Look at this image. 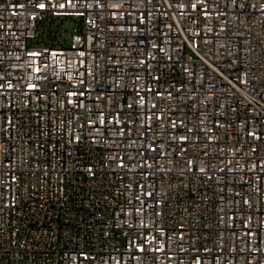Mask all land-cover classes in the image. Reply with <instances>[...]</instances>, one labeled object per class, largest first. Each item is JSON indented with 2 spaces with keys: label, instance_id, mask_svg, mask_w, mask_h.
Segmentation results:
<instances>
[{
  "label": "built area",
  "instance_id": "built-area-1",
  "mask_svg": "<svg viewBox=\"0 0 264 264\" xmlns=\"http://www.w3.org/2000/svg\"><path fill=\"white\" fill-rule=\"evenodd\" d=\"M0 264H264V0H0Z\"/></svg>",
  "mask_w": 264,
  "mask_h": 264
},
{
  "label": "rangeland",
  "instance_id": "rangeland-1",
  "mask_svg": "<svg viewBox=\"0 0 264 264\" xmlns=\"http://www.w3.org/2000/svg\"><path fill=\"white\" fill-rule=\"evenodd\" d=\"M57 22H60L59 25H58L59 29H60L59 30L60 31L59 37L62 38V37H64V32L67 30L69 22H67V21L63 22L62 20H60V21L59 20H50L49 23H48V26L52 27V25H53L52 28L53 29H57L56 25H55ZM43 25L46 26V24H43ZM69 43H70V41H68V44Z\"/></svg>",
  "mask_w": 264,
  "mask_h": 264
}]
</instances>
